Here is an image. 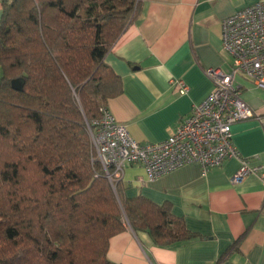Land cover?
Segmentation results:
<instances>
[{
	"label": "trees",
	"instance_id": "trees-1",
	"mask_svg": "<svg viewBox=\"0 0 264 264\" xmlns=\"http://www.w3.org/2000/svg\"><path fill=\"white\" fill-rule=\"evenodd\" d=\"M1 4L0 264H113L108 239L125 228L157 245L194 237L169 202L111 184L89 139L122 91L104 57L139 0Z\"/></svg>",
	"mask_w": 264,
	"mask_h": 264
},
{
	"label": "crops",
	"instance_id": "crops-1",
	"mask_svg": "<svg viewBox=\"0 0 264 264\" xmlns=\"http://www.w3.org/2000/svg\"><path fill=\"white\" fill-rule=\"evenodd\" d=\"M264 0H139V9L104 59L121 77L122 91L107 99L108 110L136 140L161 141L178 119L212 88L207 67L228 70L221 45V20L236 9ZM2 4L0 0V16ZM182 78L183 93L171 83ZM240 97L256 116L232 123L240 155L264 169V89L237 75ZM239 165L227 157L206 172L185 163L152 180L140 164L123 169L126 194L167 201L194 237L157 245L145 230L125 228L108 239L113 264H264V177L230 178ZM221 257V258H220Z\"/></svg>",
	"mask_w": 264,
	"mask_h": 264
},
{
	"label": "built area",
	"instance_id": "built-area-1",
	"mask_svg": "<svg viewBox=\"0 0 264 264\" xmlns=\"http://www.w3.org/2000/svg\"><path fill=\"white\" fill-rule=\"evenodd\" d=\"M222 49L230 56V67H207L204 72L212 82L211 90L193 103L172 133L161 141H138L132 137L106 106L101 115L87 125L94 157L99 161L110 183L122 179L123 169L140 164L145 178L152 180L185 163L196 162L201 170L219 166L227 157L239 159L231 175V182H239L246 175L259 173L261 165L240 155L233 144V122L256 116L255 110L240 97L237 75L264 89V1H257L236 9L221 20ZM171 83L180 93L186 90L182 78Z\"/></svg>",
	"mask_w": 264,
	"mask_h": 264
},
{
	"label": "water",
	"instance_id": "water-1",
	"mask_svg": "<svg viewBox=\"0 0 264 264\" xmlns=\"http://www.w3.org/2000/svg\"><path fill=\"white\" fill-rule=\"evenodd\" d=\"M11 84L14 88H20V84L17 82L16 79H12Z\"/></svg>",
	"mask_w": 264,
	"mask_h": 264
}]
</instances>
